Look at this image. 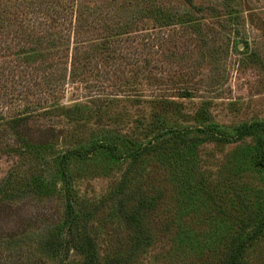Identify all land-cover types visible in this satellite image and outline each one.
I'll return each mask as SVG.
<instances>
[{
	"label": "rangeland",
	"instance_id": "1",
	"mask_svg": "<svg viewBox=\"0 0 264 264\" xmlns=\"http://www.w3.org/2000/svg\"><path fill=\"white\" fill-rule=\"evenodd\" d=\"M49 30L60 44L19 63ZM26 111L36 147L0 152V264H83L50 251L68 201L95 264H223L264 214V0H0V112Z\"/></svg>",
	"mask_w": 264,
	"mask_h": 264
},
{
	"label": "trees",
	"instance_id": "2",
	"mask_svg": "<svg viewBox=\"0 0 264 264\" xmlns=\"http://www.w3.org/2000/svg\"><path fill=\"white\" fill-rule=\"evenodd\" d=\"M72 11V10H71ZM76 14H79L80 12H77L75 10ZM76 17V16H75ZM74 31H76L78 28H73ZM52 31V30H51ZM55 33L51 34L50 30L45 34V39L42 37L35 38L31 44L34 45L33 51L31 49H26L24 46H21L19 48V51L15 53L18 62L19 63H27L29 64L30 62H34L35 60L38 59L39 55L37 56L36 54L39 52V49L44 50L49 48H54L55 46H58L63 39L62 37H57L53 36ZM64 36V34L62 35ZM25 43V40L23 41ZM108 42H103L102 44H97L96 49L102 51V54H104V49H106ZM23 45V44H22ZM33 47V46H32ZM101 55V53H100ZM87 54L84 53V55H79L75 54L74 55V61H87ZM102 57V56H101ZM43 60L47 59V57L44 59V57L40 56ZM18 63V64H19ZM17 66V65H16ZM15 71V70H14ZM11 77H13L14 73L9 74ZM56 87V86H55ZM181 98H187L189 96V92L186 90L180 94ZM31 114H27V111L23 113L22 115H17L14 117L8 118V120L2 118L3 115L0 112V152L1 150L4 151H10L15 148H25L26 152H29L31 149L29 148H35L36 146L32 145L34 142L29 138L26 134V132L29 130V127H27L28 120L30 119ZM257 126L256 125H247V126H242L238 128V136L241 138L245 137H250L253 136V131L255 130ZM207 133L211 137H215V134L212 131L213 128L207 127ZM48 129V127H47ZM51 131L53 132L52 128H50ZM172 132V131H170ZM182 130H177L173 131V135L178 139V144L180 143H188L187 145L188 150L191 152V149L193 146L191 145V142H186L182 140ZM260 142V140H259ZM150 143H148V147L154 148V146H150ZM3 147V148H1ZM101 144L98 142L92 141L91 144L87 147H81V149L73 150L72 151V156L76 155L79 158H86L88 155L92 154L95 152L97 149L101 148ZM258 148H260L259 153H258V160L261 165L264 166V143L263 141L260 142ZM77 151V153H76ZM37 153V152H36ZM70 153V152H69ZM68 159L67 153L61 154L59 157V162L58 165L59 167H64V164L66 163V160ZM64 175V173H62ZM6 187L1 184L0 181V201L4 197V192H5ZM2 203L0 202V217L2 213ZM67 207H68V213H67V218L65 220V223L67 224V236L66 238L62 239L60 237H57L56 240H53L52 243L50 244V251L52 253H57L58 252V246H59V241L64 243V246L66 248V251L68 252V248L72 246L76 251L80 252L82 255H84V261L83 264H95L97 260V255H96V247L94 246L92 240L89 238V236L85 233L82 232H77L72 230L73 225L75 224L76 221V216L74 215V210L72 206L70 205V202H67ZM128 219V216H127ZM137 222V221H136ZM264 233V214L263 216L259 219V221L254 224L251 230L248 232L245 231V233H239L235 234L234 237H236L233 241H230V244L227 246V250L224 256L223 264H244V258H245V251L246 248L249 244H251L254 240H256L259 236ZM55 239V238H54Z\"/></svg>",
	"mask_w": 264,
	"mask_h": 264
}]
</instances>
